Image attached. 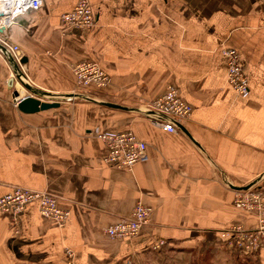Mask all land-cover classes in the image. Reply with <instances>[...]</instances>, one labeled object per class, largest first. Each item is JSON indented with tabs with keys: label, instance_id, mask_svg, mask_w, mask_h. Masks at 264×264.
Returning a JSON list of instances; mask_svg holds the SVG:
<instances>
[{
	"label": "crops",
	"instance_id": "obj_1",
	"mask_svg": "<svg viewBox=\"0 0 264 264\" xmlns=\"http://www.w3.org/2000/svg\"><path fill=\"white\" fill-rule=\"evenodd\" d=\"M79 1L43 0L0 33L27 59L26 84L48 97L34 96L60 104L21 112L14 92L33 95L17 81L9 88L11 51L0 52V199L24 188L70 211L63 228L37 203L17 228L0 215V264H201L207 251L226 248V231L257 226L233 202L236 188L264 187V2L88 0L94 26L65 33L61 17ZM231 49L249 78L246 98L227 80ZM83 61L111 85L80 92L73 68ZM171 86L193 107L177 133L144 111ZM106 131L136 134L149 161L130 171L106 166L107 149L92 134ZM140 201L153 209L149 224L135 239L112 240L106 229Z\"/></svg>",
	"mask_w": 264,
	"mask_h": 264
},
{
	"label": "built area",
	"instance_id": "obj_2",
	"mask_svg": "<svg viewBox=\"0 0 264 264\" xmlns=\"http://www.w3.org/2000/svg\"><path fill=\"white\" fill-rule=\"evenodd\" d=\"M264 2V0H257ZM43 0H0V30L10 29L17 18L29 11L40 10ZM70 13L61 17L63 32L71 30H88L94 26L95 15L88 0H80ZM13 58L20 65L23 53L12 43L0 39ZM2 53V52H1ZM228 61L227 80L235 92L246 98L250 93L249 79L240 65V56L236 50L224 52ZM77 87L80 92L100 91L107 89L112 82L111 76L98 64L92 61H83L73 68ZM21 84V83H20ZM27 97L15 98L16 106ZM148 119L163 131L177 133L178 121L188 120L192 117L193 107L187 104L175 87H169L166 93L152 100L144 108ZM94 137L102 142L107 154L104 164L108 167L122 171H130L137 164L149 161L148 145L131 131L96 132ZM37 203L40 215L47 221L63 228L70 216V211L62 208L57 197L41 191H32L24 188H15L0 199V215L10 218L12 226H19V216L26 207ZM236 209L256 216L257 226L254 229H244L236 226L228 231V244L246 253H257L264 248V187H251L248 190L237 191L234 198ZM153 209L141 201L135 206L130 218L121 219L106 229L107 235L112 240L127 241L135 239L145 226L150 222ZM18 233L19 231H15ZM68 256L73 258V253L68 251ZM72 264V263H70Z\"/></svg>",
	"mask_w": 264,
	"mask_h": 264
},
{
	"label": "water",
	"instance_id": "obj_3",
	"mask_svg": "<svg viewBox=\"0 0 264 264\" xmlns=\"http://www.w3.org/2000/svg\"><path fill=\"white\" fill-rule=\"evenodd\" d=\"M4 32V30H0V33ZM0 52L4 53L5 55L9 54L8 49L0 43ZM8 57L10 58V61L13 64V71H14V77L13 79H10L8 82V86L10 89L14 88V84L15 81L21 83L22 86L25 87V89H27L28 91H30L32 93L33 96L31 97H27L26 99L22 100L20 102V104L18 105V108L21 112L25 113V114H34V113H38L40 111H46L52 108H58L60 106V104L57 101H50V100H46V99H39L37 97H35L34 95H38L41 98H47L48 96H46L47 94H43V93H37L35 91H33L28 84H26L25 81V75L20 67V65H25L27 62V59H22L20 62V65L15 61V59L11 56V54L8 55ZM19 92L15 91L14 95L16 98H18L20 95H18ZM46 96V97H45ZM72 95H69L67 97H63V98H71ZM91 100V99H90ZM96 102V101H95ZM103 106L109 107V108H114V109H123L121 106L112 104V103H106V102H102L101 103ZM177 126L181 127V125L179 123H177ZM254 184H250L247 187L244 188H236V190L238 191H244V190H248L249 188L253 187Z\"/></svg>",
	"mask_w": 264,
	"mask_h": 264
},
{
	"label": "trees",
	"instance_id": "obj_4",
	"mask_svg": "<svg viewBox=\"0 0 264 264\" xmlns=\"http://www.w3.org/2000/svg\"><path fill=\"white\" fill-rule=\"evenodd\" d=\"M214 252L212 250L204 253L201 264H252L251 258L253 255H247L236 247L230 248L226 245L223 250L219 248L216 254ZM241 258L242 260H240Z\"/></svg>",
	"mask_w": 264,
	"mask_h": 264
},
{
	"label": "rangeland",
	"instance_id": "obj_5",
	"mask_svg": "<svg viewBox=\"0 0 264 264\" xmlns=\"http://www.w3.org/2000/svg\"><path fill=\"white\" fill-rule=\"evenodd\" d=\"M249 79V78H248ZM250 94V93H249ZM249 96V95H248ZM231 230V229H230ZM228 230V231H230ZM228 231H226L223 235H224V239H227V243L229 242V236L228 235ZM228 247L233 248V246L228 244ZM257 253H246L247 255H253L251 258V263L252 264H264V248L261 249V251H256ZM245 254V255H246ZM243 258V257H242ZM242 258L240 260H242ZM221 259V258H220Z\"/></svg>",
	"mask_w": 264,
	"mask_h": 264
},
{
	"label": "bare ground",
	"instance_id": "obj_6",
	"mask_svg": "<svg viewBox=\"0 0 264 264\" xmlns=\"http://www.w3.org/2000/svg\"><path fill=\"white\" fill-rule=\"evenodd\" d=\"M0 16H3V15L0 13Z\"/></svg>",
	"mask_w": 264,
	"mask_h": 264
}]
</instances>
